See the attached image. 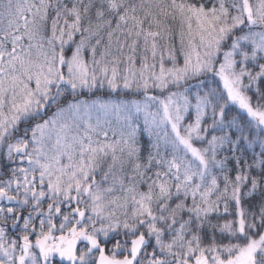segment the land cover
Here are the masks:
<instances>
[{"label":"snow or ice","instance_id":"1","mask_svg":"<svg viewBox=\"0 0 264 264\" xmlns=\"http://www.w3.org/2000/svg\"><path fill=\"white\" fill-rule=\"evenodd\" d=\"M0 264H264V0H0Z\"/></svg>","mask_w":264,"mask_h":264}]
</instances>
